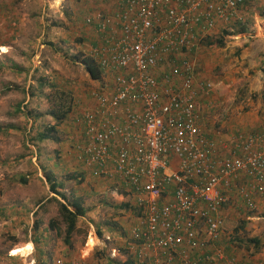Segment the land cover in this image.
Here are the masks:
<instances>
[{
	"label": "built area",
	"instance_id": "2783aa9c",
	"mask_svg": "<svg viewBox=\"0 0 264 264\" xmlns=\"http://www.w3.org/2000/svg\"><path fill=\"white\" fill-rule=\"evenodd\" d=\"M259 1L114 0L109 13L84 17L104 88L91 91L94 108L81 112L70 149L134 193L136 264H238L218 246V213L235 189L250 207L251 193L264 191V131L226 143L209 136L199 99L214 85L197 80L195 57L209 32L244 23L241 9Z\"/></svg>",
	"mask_w": 264,
	"mask_h": 264
},
{
	"label": "rangeland",
	"instance_id": "374dc122",
	"mask_svg": "<svg viewBox=\"0 0 264 264\" xmlns=\"http://www.w3.org/2000/svg\"><path fill=\"white\" fill-rule=\"evenodd\" d=\"M88 1L61 0L55 5L52 4V0L50 2L0 0L2 3L0 4V35L3 40L0 42V173L1 179L3 177L2 182L13 183V192H10L7 198H16L13 201L16 208L12 209L6 225L0 224V253L11 248L15 242L28 240L27 232L34 228L35 220L33 228L30 229L29 216L26 214L27 210H24L26 206L31 210L33 203L30 201L29 204H25L22 197L29 195L34 199L37 195H42V189L38 188L29 193L28 185L18 187L17 181L25 174L29 177L35 175L38 173L37 168H43V165L45 169L51 167V159L45 157L47 152L60 150V155L57 156L60 166L56 170L60 169V182L65 185L61 192L69 193V189L80 186L79 179L84 174L81 171L83 169L77 164L68 166L62 157L63 148L69 146L67 141L69 131L74 129L72 121L64 119L63 123L57 126V130L51 133L57 138V141L50 140L54 146L51 145L52 148H49L50 144L47 143L45 150H40L36 138L38 133L46 132L44 126L49 120L47 112L50 108L47 95L51 92L47 86H39V78H43L45 83L58 85L70 92L73 97H77L76 93L82 94L87 90L90 92L100 89L99 82L90 78L82 62L83 58L89 56V37L92 34L83 24ZM94 1L96 4L99 3V0H92L93 3ZM42 8L44 10L41 14ZM262 23L264 24V20ZM251 35L253 36V32ZM222 41L223 46L213 40L212 46L204 50L205 58L209 60L208 69L218 75V78L212 81H217L216 89L218 87V94L224 103L223 110L215 109L209 111L207 115L211 122L210 132L213 133L214 129H217L221 136L228 140L229 134L232 135L236 129H239L236 121L240 120L241 125L246 127L247 118L259 115L262 107L264 108V41H257L255 37L249 38V34L245 37L238 34L225 35ZM259 76L261 79L258 81ZM26 86L29 92L39 89L40 93L37 97L35 95L31 97L38 101V106L31 110L26 108V105H29V102L25 103L26 92L20 88ZM10 87L12 89L9 90ZM75 104L74 102V107ZM21 105L23 109L20 108ZM234 117L237 118L235 122L232 119ZM59 144L61 149L57 147ZM90 205L91 203L88 207ZM21 207L23 211L18 214ZM258 212V219L245 224L234 236L241 240L250 237L259 238V246L257 248L253 244L239 243L235 240L236 243L233 242V245L239 246V251L256 254L264 250V214L260 215L262 208H258ZM100 217L101 215L94 214L81 221L79 218V227L75 230L76 234L73 232L71 237L74 240L71 239V242H75L76 246L81 242V246H84V238H87L89 231L98 236L106 235L108 227L106 223H100ZM18 218L22 220L16 222ZM238 224L236 221H230L224 223V226L227 231H233ZM7 226L9 229L5 230ZM64 228V224L61 223L62 236ZM94 243V239L90 236L84 248L86 253ZM16 246L11 249L16 255L28 254L25 251L26 245ZM20 248L22 252H19ZM103 249L94 248L93 252L97 253L93 256L106 258ZM60 254H63L62 249ZM86 255L83 254L84 257ZM4 260L2 258L0 264H3ZM21 263L31 262L26 258Z\"/></svg>",
	"mask_w": 264,
	"mask_h": 264
},
{
	"label": "crops",
	"instance_id": "0c3cea01",
	"mask_svg": "<svg viewBox=\"0 0 264 264\" xmlns=\"http://www.w3.org/2000/svg\"><path fill=\"white\" fill-rule=\"evenodd\" d=\"M51 1V0H47ZM52 4H59L61 0H52ZM114 0H99V3H94L92 0H89L87 2V7H85L86 12L85 16L89 15H96L98 13H109L112 9ZM2 4V3H0ZM5 8V7H4ZM43 8L42 12L43 13ZM240 14H244L245 21L244 27L246 28V31L244 32H237L232 35L238 34L243 37L249 34L250 37H255L257 41H264V24L262 21L264 20V0H261L257 3H252L250 5H247L245 8L241 9ZM84 23L90 33H93L94 31V25L90 24L87 25L85 20H83ZM31 27V26H30ZM30 29V28H29ZM1 31H3V28H1ZM234 31V26H232V30ZM253 32V36L251 35ZM1 33V32H0ZM209 38L204 39L203 44L201 45V48L196 54L195 57V73L197 80L200 81H206L211 82L214 85L213 92L210 94V96L207 97H201L199 100L202 103L200 105V111L204 113V123L205 128L208 130L209 136L214 137L216 141L219 143H226L229 142L221 136L219 133V130L214 129V132H210V119L207 113L209 111H213L215 109L223 110L222 106H224V103L222 102V99L220 95L218 94V87L216 89L215 82L212 81L216 80L218 78V75L216 73L210 72L208 69L209 60L205 58V51L206 48L208 49L212 45H208L206 41H216L218 37L221 36L222 31L215 30L213 32H209ZM92 34H90L91 36ZM8 37V35H7ZM5 38V40L7 39ZM224 37V36H223ZM248 38V37H247ZM0 42H3L2 35H0ZM9 46V45H8ZM2 47V46H1ZM7 48V45H5ZM11 52V49H9ZM204 51V52H203ZM15 60V61H14ZM14 62H17L16 59H13ZM59 75V73H58ZM57 76V75H56ZM58 80V78H56ZM261 79V77H258V81ZM99 82L100 89L104 88V79L100 77L99 80H96ZM93 82V81H92ZM23 92H26V102H29V105H26V108L31 110L32 108H36L38 106L37 99H32L31 97L35 95L36 97L40 95L39 89L32 91H28V87L26 88L20 87ZM261 88V87H259ZM91 91L88 90L86 93H76L77 97H74L75 109L72 110L70 115L66 119H70L73 124L72 130L69 132L68 136V143L69 146L67 148H63V161L69 166L72 164H77L79 168H82L83 175L81 176L80 186L78 188H72L69 189V193H66L67 195H72L75 197L81 198L83 201L84 207H85V213L83 216H80L81 219L93 216L94 214H97V216L101 215L100 217V223H106L108 230V233L106 235L98 236V234L88 232L87 238H84V246H81L78 243V246L75 245V242H71L70 245H67L63 241L62 236V229L61 224L58 225L55 228H51L49 225L50 219L55 218L58 216V201H62L61 197L52 192L50 190V184L51 182L47 180V175H52V181L62 184L60 182V169H57L60 165L58 162L59 158H57L58 155H60V150L53 151L51 153L46 154L47 159H51V167H48L45 169V165H43V168H37L38 173L35 175L32 174L31 177L29 175L25 174V176H21L18 178V187H22V185H28L29 193L31 191H36V189L41 188L42 189V195H37L34 199L33 197L27 195L23 196L25 204H29L31 201L33 205L31 206V210L27 208V206L24 208L26 211V214L29 216L30 223V229L33 226V221L35 222L33 230H29L27 232L28 240L25 242H15L11 248L5 249L3 253H0V262L2 258H4L3 264H22L24 259L27 258V261H30L31 263L36 262V264H60L62 262L66 264H127V262L131 261L132 264H136L134 261L133 253L129 249V244L132 241L130 238V230L134 225L137 224V221L139 220L141 216V211L137 209L133 204L134 202V193L130 191L128 188L124 187L122 183H112L109 179L104 177H97L95 176L90 169H88L83 163L78 164L76 160L73 158L74 153L71 151V147H73V143L76 141H79L81 139V135L79 132H81V124L80 121L77 119H80L81 112H86V110H90L94 108L95 101L94 98L91 96ZM254 95V93H252ZM80 103V104H79ZM264 106V103H263ZM23 109V105L20 107ZM48 121L46 125L52 124L54 121L50 116H48ZM65 119V120H66ZM235 122L237 118H232ZM248 126L241 125L240 120L236 121L239 129H236L233 134L236 133H254L262 132L264 131V108L262 107L261 112L259 115L252 116L250 119H248ZM63 123V122H62ZM214 124V123H213ZM234 125V124H233ZM252 127H255L254 129ZM250 128H252L250 130ZM80 129V130H79ZM247 129V130H246ZM231 135V134H229ZM39 145L40 150H45V145L48 143L49 148L51 145L53 146L52 141L45 139L42 141L37 142ZM54 147V146H53ZM59 149H61V145H57ZM70 149V150H69ZM71 151V153H70ZM56 156V159H55ZM67 160V161H66ZM176 163L175 160H173V164L171 168H169L170 171L172 169H175ZM25 178L26 182H21V178ZM3 179V177H2ZM1 179V173H0V224L6 225L8 217H10V213L14 207V200L15 197L12 199H8L7 196L10 192H13V183L12 182H2ZM244 179V178H243ZM242 179V180H243ZM12 180V179H11ZM80 180V179H79ZM240 182V181H237ZM243 183H238L237 185H242ZM63 188L65 187L64 184ZM173 186H169L170 193L164 198V199H171L172 198V190ZM62 189L58 188V191L60 192ZM235 189V188H234ZM237 189L233 191L234 194L230 196V199L227 203H225L221 209L219 210V216L222 218V227H221V236L220 240L218 241V246L224 251L226 254H228L229 257H232L238 264H264V250L256 253L251 254L249 252H242L239 251V246L233 245V242L235 240L238 241L239 238H236L234 235L239 230L243 229L244 225L252 220L258 219V208H262L261 214H264V191L263 192H252L251 193V200L254 206L250 207L249 204H247L244 200V198L239 194L235 193ZM57 199V200H56ZM91 203V205L88 207V205ZM23 211V207H21L18 211V214H21ZM33 215H35V219H33ZM4 217V218H1ZM78 218V219H79ZM260 218V217H259ZM3 219V220H1ZM77 219L76 222V229L79 227L78 223L79 220ZM22 219L18 218L16 222H20ZM230 221H236L239 223L233 231H227V229L224 226V223L230 222ZM99 222V221H98ZM12 224V222H9ZM106 227V226H105ZM104 228V227H102ZM9 229L7 226L5 230ZM75 229V230H76ZM87 230V227H86ZM74 234L76 232L74 231ZM24 235V236H25ZM64 235V232H63ZM92 236L94 239V245H92L90 251L88 253L85 252V246L88 242V238ZM60 238H62V242L60 241ZM250 238H256V237H250ZM72 240L73 237H71ZM70 239V241H71ZM247 239V238H246ZM259 240V238H257ZM245 240V239H244ZM243 240V241H244ZM239 242V241H238ZM236 243V242H234ZM260 243V241H259ZM16 245H26V252L28 254L26 256L16 255L13 250H11ZM102 246V247H101ZM17 247V246H16ZM15 247V248H16ZM89 247V244H88ZM14 248V249H15ZM94 248H104L103 250L106 252L104 254V257L106 258H97L94 257L93 254L97 252H93ZM20 248L19 252H22ZM60 249H62L63 254H60ZM24 250V249H23ZM28 250V251H27ZM11 252V253H10ZM13 252V253H12ZM93 252V253H91ZM103 252V251H102ZM87 254L85 257L83 254ZM204 251H196L192 252L193 256L202 255ZM15 254V255H14ZM24 257V258H22ZM35 257V258H34ZM73 257V258H72ZM80 259H79V258ZM87 258V260L85 259ZM97 259V260H94ZM75 260V261H74ZM86 260V261H85ZM34 261V262H33ZM71 261H73L71 263ZM30 263V264H31ZM35 264V263H34Z\"/></svg>",
	"mask_w": 264,
	"mask_h": 264
},
{
	"label": "trees",
	"instance_id": "16d2710c",
	"mask_svg": "<svg viewBox=\"0 0 264 264\" xmlns=\"http://www.w3.org/2000/svg\"><path fill=\"white\" fill-rule=\"evenodd\" d=\"M233 26H234V31L222 30L221 36L216 39V43L218 45L223 46V41H222L223 36L246 31L244 24L236 23ZM206 42L208 45L213 44V42L210 40ZM82 62L90 78L94 80H99L101 77V70L99 69L96 61L91 56H86L85 58L82 59ZM39 86L40 87L47 86L51 90V92L47 95V100L50 103V108L47 114L52 118L54 122L52 124L44 126L46 132L38 133L36 139L38 141H42L45 139L57 141V138L54 135H51V133L57 130L56 129L57 126L60 125L63 122V120L66 119L74 109V97L70 92L66 91L65 89L59 87L54 83H45L43 78H39ZM10 89L12 88L10 87L9 90ZM47 180L51 182L50 190L58 194L62 199V201H58L56 199L58 203V216L50 219L49 225L51 228H55L61 223H63L65 226L63 241L65 244L70 245L71 236L76 229L77 219L80 216H83L85 213V207L83 201L79 197H75L72 195L67 196L65 193L61 191L59 192L58 188L62 189L63 183L58 184L52 181V175L48 174ZM21 182L25 183L26 179L22 177ZM238 241L239 243L246 242L247 244H253L257 248L259 246V240L257 238H247L244 241L238 239ZM127 264H132V262L129 261L127 262Z\"/></svg>",
	"mask_w": 264,
	"mask_h": 264
}]
</instances>
